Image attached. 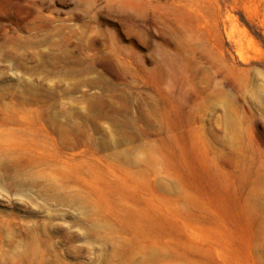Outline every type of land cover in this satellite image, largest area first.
Returning a JSON list of instances; mask_svg holds the SVG:
<instances>
[{
    "label": "rangeland",
    "instance_id": "rangeland-1",
    "mask_svg": "<svg viewBox=\"0 0 264 264\" xmlns=\"http://www.w3.org/2000/svg\"><path fill=\"white\" fill-rule=\"evenodd\" d=\"M0 264H264V0H0Z\"/></svg>",
    "mask_w": 264,
    "mask_h": 264
}]
</instances>
